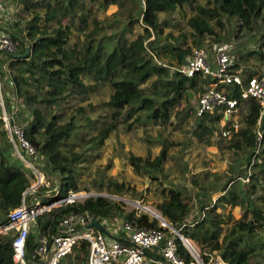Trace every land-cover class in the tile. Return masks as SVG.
I'll return each instance as SVG.
<instances>
[{
  "label": "trees",
  "instance_id": "trees-1",
  "mask_svg": "<svg viewBox=\"0 0 264 264\" xmlns=\"http://www.w3.org/2000/svg\"><path fill=\"white\" fill-rule=\"evenodd\" d=\"M205 1L207 5L197 6V13L186 21L191 30L188 35L196 47L203 45L205 36L217 35L213 21L223 27V17L235 18L240 30H251L264 10V0ZM194 2L20 0L22 9L17 19L4 20L0 25V31L10 37L15 47L14 54L20 56L11 58L0 53L6 62L5 71L0 70L4 101V111L0 108V137L4 139L0 142V227L8 223V215L21 205L35 179V173L17 150L48 182L29 195V203L49 206L80 193L81 164L92 161L94 152L104 146L119 124H128V128L147 122L165 124L173 108L194 96L191 92L199 93L207 83L206 78L200 74L187 78L179 72L193 51L186 43L188 35L182 33L179 37L182 41L170 45L169 40L174 38L164 33L171 20H160L161 15L172 16ZM113 5L118 11L101 20L95 17L89 21L94 7L105 13ZM136 26L141 27V32L133 37ZM72 29L78 32L74 40ZM26 48L29 53L21 57ZM233 70H239L236 64ZM104 86L110 88L108 99L101 103L108 112L107 121L91 134L90 113L95 108L90 105L87 112L82 106L73 107L69 101L78 95L85 102L89 93ZM232 90L238 98L239 89ZM241 105L246 113L242 126L231 135V147L242 152L236 167L245 162V177H241L242 173L229 176L215 200L209 195L205 197L200 208L203 215L192 223L186 222L190 206L179 189L169 188L163 201L156 204V210L167 223L200 246L199 256L206 264L217 256L224 264H264V117L258 127L260 107L256 100H242ZM196 108H190V112H194L198 131L212 133L221 115L200 118L196 116ZM4 112L12 125L21 127L35 155H29L18 140L14 139V146L5 139L8 131L3 122ZM156 143L160 150L153 159L143 160L132 154L128 157L137 173L153 180L163 175L169 152L175 145L162 137ZM123 188L112 183L107 187L108 197L87 196L81 201L64 202L37 216L27 239L28 257L39 246V238L50 241L58 234L62 220L75 214H90L111 236L118 238L119 233L107 228L115 221L136 229L157 228L159 222L149 214L127 212L124 202L111 198L120 196ZM227 206L239 207L240 217L217 213ZM12 240L10 233L0 234V264H14ZM175 241L179 256L186 264L192 262L180 239L176 237ZM88 257V243L80 242L58 264H88Z\"/></svg>",
  "mask_w": 264,
  "mask_h": 264
},
{
  "label": "rangeland",
  "instance_id": "rangeland-1",
  "mask_svg": "<svg viewBox=\"0 0 264 264\" xmlns=\"http://www.w3.org/2000/svg\"><path fill=\"white\" fill-rule=\"evenodd\" d=\"M13 3L15 8L9 16L11 21L17 19L18 13L22 9L20 0H13ZM206 5L205 0H195L193 4L184 6L172 16H160L161 21L171 20L164 33L165 35L170 33L173 36L174 39L169 40L170 45H178L182 41L179 39L182 33L189 34L191 30L189 31L186 26L187 19L197 13V6ZM116 11H118L116 5L110 6L105 13L94 7L89 21L95 17L101 20ZM221 20L223 27L215 25V21L211 23L217 35L205 36L201 47L192 44L190 35L187 36V45H191V49L200 48L212 54L217 45L224 44L229 49L232 62L237 65L243 76L251 75L254 72L260 73L264 69V10L262 18L253 23L251 30H240V24L235 18L227 20L223 17ZM72 32V39L74 40L78 32L75 29H72ZM140 32L141 27L136 26L132 36L134 37ZM165 35L162 40L165 39ZM79 38L82 39V37ZM165 55L168 56L166 52ZM109 94L110 88L108 86L98 87L93 93L88 94V99L85 102H81V97L78 95H74L69 101L73 107L82 106L87 112L91 110V106L95 108V112L90 113L93 122L89 129L91 134H94L107 121L108 112L101 107V103L108 99ZM191 94L194 96L184 99L180 105L170 111V118L165 124L159 122L154 125L147 122L132 124L130 128H128V124H119L117 130L110 135L104 146L94 152L92 161L85 160L81 164L80 193L77 196L82 197L76 196L77 199L75 200L81 201L87 196L96 195L108 197L107 187L112 183H117L124 186L123 191L117 199L116 197L111 198L124 202V208L127 212L135 210L136 206L156 212V204L163 201L164 194L173 187L182 192L184 199L190 206V215L186 220L187 223H190L203 215L200 208L206 196L209 195L212 200H215L220 195L219 190L229 176L235 177L242 173L241 177L244 178L245 162L243 161L236 167L237 158L242 155V152L231 147V136L229 138L222 137L223 123L217 124L212 133L198 131L194 112H190L191 109L196 108L198 93L191 92ZM2 98L0 91V101ZM3 106L0 102L1 109ZM245 113V107L240 105L237 112L233 114V120H236L240 126L243 124ZM5 128L8 131L5 139L11 140L9 129L6 126ZM160 137L173 142L175 145L169 152L163 175L158 180H153L146 174L137 173L130 164L128 157L132 154L143 160L153 159L160 150V145L156 143ZM3 140L0 137V142ZM32 170L35 173V179L31 188L37 189L43 184L47 186L48 182L44 179V174L35 172V169ZM48 178L50 179L49 176ZM36 203L34 201L33 204ZM217 213L223 215L231 213L235 219L240 217L238 207L227 206L218 209ZM189 243L200 254V246L191 240ZM219 257L210 259L209 264H224ZM192 263H194V259L189 264Z\"/></svg>",
  "mask_w": 264,
  "mask_h": 264
},
{
  "label": "built area",
  "instance_id": "built-area-1",
  "mask_svg": "<svg viewBox=\"0 0 264 264\" xmlns=\"http://www.w3.org/2000/svg\"><path fill=\"white\" fill-rule=\"evenodd\" d=\"M4 11L5 4L3 0H0V25L4 21ZM0 48L10 53L15 52L10 37L3 31H0ZM233 64L228 47L220 44L212 54L200 48L193 49L188 62L179 69V72L187 78H192L196 74L206 78L207 83L201 87L197 95L196 116L201 118L204 115L220 114L223 138H229L232 133L239 130L240 125L233 120V114L237 112L242 100L254 99L259 104L258 127L264 117V69L260 73L248 75L243 79L239 70H233ZM232 87L239 89L238 98L233 96ZM0 102L2 104V100ZM3 122L9 129L10 141L14 146V139H16L29 155H35L34 149L24 139L21 127L12 125L5 112ZM257 136L260 140L259 131ZM17 153L21 157L18 150ZM35 172L38 171L35 170ZM33 189L36 190L35 187ZM30 194L25 193L21 205L8 215V223L0 227V234L10 233L13 237L14 264H58L80 242H86L89 245L88 264H149L150 261L146 256L152 249H158L160 252L162 256L160 264H186L178 254L175 241L176 237L179 238L177 234L168 228L158 211H148L141 206L135 207L137 215L141 212L149 214L159 222L157 228L136 229L128 223H121L120 229L127 233V237L123 241L114 237L115 239L109 243L106 240L107 235L91 226L96 220L90 214H75L62 220L58 234L50 241L39 238V246L34 250L32 257H28L27 239L34 219L53 207L64 202L71 203L77 197H82L71 195L52 205L40 207L29 203ZM164 229H168V232ZM189 245V249H186L194 259L192 264H206L203 263L196 249L190 243Z\"/></svg>",
  "mask_w": 264,
  "mask_h": 264
},
{
  "label": "crops",
  "instance_id": "crops-1",
  "mask_svg": "<svg viewBox=\"0 0 264 264\" xmlns=\"http://www.w3.org/2000/svg\"><path fill=\"white\" fill-rule=\"evenodd\" d=\"M3 2L5 4V11L3 14V18H4L5 22H9L10 20H12L9 16L11 15L10 13L12 12V10L15 8V5L13 3V0H3ZM5 69H6V62L3 59H1V57H0V70L5 71ZM253 74H257V73L254 72ZM253 74L251 73V75H253ZM246 76H248V74ZM120 224H121L120 221L112 222V224L107 225V228L109 231L115 230L114 231L115 233H119V235H118L119 239H121L123 241V240H125L124 238L127 237V233L120 229ZM34 228H35V223L33 222L31 224V231L34 230ZM113 236L116 239L118 238L115 235H113ZM113 236H111V235L106 236L107 242H109V243L112 242L115 239ZM146 258L150 261L149 264H160L162 262V256H161L160 252L158 251V249H152V250L148 251Z\"/></svg>",
  "mask_w": 264,
  "mask_h": 264
},
{
  "label": "water",
  "instance_id": "water-1",
  "mask_svg": "<svg viewBox=\"0 0 264 264\" xmlns=\"http://www.w3.org/2000/svg\"><path fill=\"white\" fill-rule=\"evenodd\" d=\"M29 51H30V49H29V48H26V52H25L23 55H21V57H25V56L29 53ZM0 53L5 54V55H7V56H9V57H11V58H17V57H20V56L15 55L14 53H10V52H8V51H6V50H4V49H1V48H0ZM1 100H2V105H4V104H3V98H2ZM3 109H4V106H3ZM21 159L26 163V165L28 164L27 167H29V168H31V169H34L33 166L30 164V162L27 160V158H26V156L24 155V153H21ZM39 182H40V181H39ZM38 185H39V183H38ZM33 188H34V187L30 188L26 193H28V194L32 193V192L34 191ZM165 224L168 226V228H169L170 230L174 231V232L177 234V236L179 237V239L183 242L184 247L187 248V249H189V247H190L189 243H187V240H186V239H185V238L179 233V231L176 230L175 228H173L171 224H169V223H167V222H165ZM91 226L97 228V229L100 230L103 234H105V235H107V236L109 235L108 231L105 230L103 227H101V226L99 225V223H97L96 221H94V222L92 223ZM219 258H221V257H219Z\"/></svg>",
  "mask_w": 264,
  "mask_h": 264
}]
</instances>
